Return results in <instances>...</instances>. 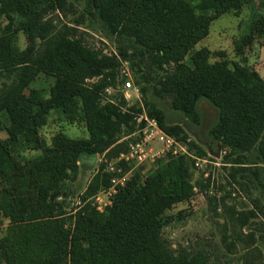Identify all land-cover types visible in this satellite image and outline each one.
<instances>
[{"label": "trees", "instance_id": "obj_1", "mask_svg": "<svg viewBox=\"0 0 264 264\" xmlns=\"http://www.w3.org/2000/svg\"><path fill=\"white\" fill-rule=\"evenodd\" d=\"M247 2L0 0V20H8L7 29L0 24V218L9 222L0 236V264H210L204 249L174 246L165 235L185 217L172 211L193 199L195 162L208 154L229 167L228 184L251 192V199L253 189L260 191L247 210L245 202L238 210L222 199L229 216L224 243L231 250L243 246L244 264H259L253 259L259 246L249 249L264 233V78L249 63L213 60L209 48L195 49L215 19L239 15ZM53 12L76 16L59 23L49 18ZM85 29L112 40L115 52L90 45ZM255 37H264V14L250 23L246 38ZM124 62L143 98L140 113L183 142L192 127L209 125L207 140L189 142L196 154L169 155L131 173L100 211L93 198L122 176L108 169L109 161L128 151L124 137L143 125L138 128L137 110L125 109L123 93L118 102L105 95ZM159 100L183 121H169ZM204 105L215 111L210 123ZM57 119H82L89 136L59 130L48 141L43 130ZM97 157L96 173L76 194L82 160Z\"/></svg>", "mask_w": 264, "mask_h": 264}, {"label": "rangeland", "instance_id": "obj_2", "mask_svg": "<svg viewBox=\"0 0 264 264\" xmlns=\"http://www.w3.org/2000/svg\"><path fill=\"white\" fill-rule=\"evenodd\" d=\"M263 14V0H248L239 15L228 13L215 19L211 24L209 34L196 45L195 49H200L202 47L209 48L213 53V60H227L230 64L234 62L249 63L257 69L264 78V37H255L251 43L250 40L246 38L253 18ZM75 16L76 14L73 12H70L67 17L61 15L59 12H53L49 15V18H53L59 23H69L74 20ZM0 24L2 29H7L8 20L2 18ZM85 30L83 35L90 45L102 49L106 54L115 52V43L112 40L103 37V34L97 30ZM19 43L25 46V38L23 35H20ZM240 49H243L242 53L239 52ZM123 77H127V80L132 82L131 88H124L121 82ZM40 79L41 81H39L38 87H44L46 85L44 77ZM105 92L108 99H113L116 102L119 101V99H116L118 94L123 93L127 100V105L124 106L125 109L131 111H133V109L137 110L138 112L135 113L136 117L141 114L140 110L144 108L143 98L138 87L133 83L132 70L128 62L122 64L116 87H109ZM157 103L159 107L165 111L169 121H183V115L174 111L169 103L161 100L157 101ZM203 110L208 115L207 122L210 123V121L214 120L215 111L213 108L209 105H204ZM208 126L192 127V132L188 141H179L180 144L190 154H196V150H190L188 144L190 141H194L197 138L202 141L207 140L206 129ZM139 127L140 123L138 128ZM59 130L64 131V133L71 138H85L89 136L82 119L75 122H61V120L57 119V121L50 122L44 128V137L49 141L51 135ZM1 136L6 137L4 132L1 133ZM138 138L139 133L137 130L134 134L124 137L123 140L133 142ZM153 146L159 148L160 145L155 143ZM34 154V152L27 153L28 156ZM204 159L207 161L203 162V160H200L203 167H196L193 175V183L195 185V195L193 199L189 202L180 204L172 211L177 212L182 210L185 213V217L181 221L168 226L165 235L169 237L170 240H173L174 246H177L179 243L184 245L195 244L204 249L210 257V264H244V259H242L241 256L246 250L240 244L233 250L227 248L223 241L222 224L229 218L226 206L231 207L235 204L238 210H243L242 204L245 202V206H247L246 210L253 208L252 200L256 199L255 197L260 194V191L253 189L254 191L252 192L251 199L249 195L251 192H249V194L245 193L238 184L231 186L227 183L226 175L228 174L229 167H225L222 164V159L219 155L217 159H215L213 155L208 154ZM156 161L153 162L150 160L138 165L134 161H127L118 157L109 161L108 169L111 171L110 167L112 165L114 168H117V164H120L119 168H121L127 176H130L131 173L137 170L146 172ZM99 162L100 159L98 157L93 162L82 160L80 174L74 185L76 194L85 189L96 173ZM229 192H232L231 197L228 196ZM97 197L100 198L102 206H104L105 203L110 201L111 195L108 190H103L96 195L95 199L93 198L95 202ZM222 199H225L226 206L222 205ZM261 202L264 206V198ZM262 215L264 216V213H262ZM8 224V220L0 218V236L3 235ZM262 234L264 233L257 232L259 241L249 249L251 251L256 249L257 245L259 246L258 250H260L261 254L256 249L253 255V259L258 261L259 264H264V237H262Z\"/></svg>", "mask_w": 264, "mask_h": 264}, {"label": "built area", "instance_id": "obj_3", "mask_svg": "<svg viewBox=\"0 0 264 264\" xmlns=\"http://www.w3.org/2000/svg\"><path fill=\"white\" fill-rule=\"evenodd\" d=\"M125 89L132 87V82L130 80H125L123 83ZM137 120L140 124H143L139 129V138L133 142H130L129 149L127 152L121 153L120 158L127 161H134L138 165L146 161H156L158 159L165 158L169 155H179V154H190L178 140L173 136L169 135L159 124V121L156 118L148 116L144 110L139 114ZM159 144V148H155L153 144ZM200 160L203 162L207 161L206 159L197 158L195 165L196 167H203V164L200 163ZM112 172L122 173V176H115L112 178V185L108 190L109 194L112 196L116 192V187L118 185H123L127 178V174L122 171L121 168L111 167ZM110 201L102 206V202L99 197L96 198L97 208L100 211H103L105 207L110 204Z\"/></svg>", "mask_w": 264, "mask_h": 264}]
</instances>
